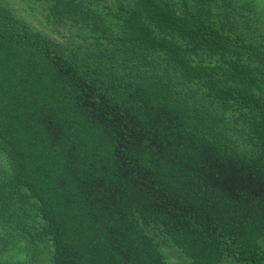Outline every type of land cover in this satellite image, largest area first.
I'll list each match as a JSON object with an SVG mask.
<instances>
[{"label": "trees", "instance_id": "1", "mask_svg": "<svg viewBox=\"0 0 264 264\" xmlns=\"http://www.w3.org/2000/svg\"><path fill=\"white\" fill-rule=\"evenodd\" d=\"M93 1L50 15L81 16L112 50H68L0 0V223L20 192L52 264H167L158 235L191 264H264V43L228 1L222 16L215 0H119L112 17ZM19 231L0 226V264Z\"/></svg>", "mask_w": 264, "mask_h": 264}, {"label": "rangeland", "instance_id": "2", "mask_svg": "<svg viewBox=\"0 0 264 264\" xmlns=\"http://www.w3.org/2000/svg\"><path fill=\"white\" fill-rule=\"evenodd\" d=\"M127 3H135V0H122ZM224 1L230 2L229 14L233 19L240 23L244 31L253 37L257 42L264 43V0H215L220 6L219 11L222 16L226 13L222 8ZM6 2L15 10V12L23 20H25L32 28L39 30L47 35L55 38L64 48L68 50H77L80 53L83 52H99L100 49L105 48L112 50V46L107 41L99 42L93 37L100 35L99 32H93L91 26L85 22L84 18L76 15L75 17L57 18L50 15L51 0H6ZM119 0H94V8L102 9L105 16L112 17L108 14L109 6L113 11L117 9ZM229 9V10H230ZM234 9V10H233ZM68 16V15H66ZM104 16V17H105ZM106 18V17H105ZM99 30V29H98ZM136 64V65H135ZM156 64V62H151ZM166 64L165 62L161 65ZM135 65L134 70L139 66L138 61L132 60L127 69L132 68ZM165 67L162 66L160 73L165 71ZM167 75L170 76L179 85L185 93L200 97L201 100L209 102L203 95L201 87L198 84L190 83L189 85H183L181 76L174 69L167 70ZM165 73V76H167ZM230 125L238 127L244 126L242 120L235 122V119L231 120ZM235 130H233L234 132ZM235 134V133H234ZM238 141L244 144L242 135L237 132L235 134ZM12 176V164L10 158L5 149L0 144V187H4L6 190H10V179ZM28 198L25 194L20 192L14 193L12 204L10 207V215L7 220L2 221L0 226L18 227V245L14 255L12 257V263L16 264H52V248L48 239H37L35 243H32V234H38L42 231V221L40 220L36 205L32 202H28ZM13 215V216H12ZM21 227L28 230L23 235ZM158 239L163 246V252L167 256V264H191L190 259L177 250L172 244L166 242V239L161 235H158ZM164 241V242H162ZM264 244V239H262ZM220 264H249L246 262H240L232 257H225Z\"/></svg>", "mask_w": 264, "mask_h": 264}]
</instances>
